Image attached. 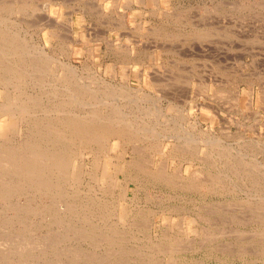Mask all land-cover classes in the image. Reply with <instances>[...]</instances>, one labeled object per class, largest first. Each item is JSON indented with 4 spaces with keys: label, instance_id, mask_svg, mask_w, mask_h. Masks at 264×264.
Here are the masks:
<instances>
[{
    "label": "rangeland",
    "instance_id": "obj_1",
    "mask_svg": "<svg viewBox=\"0 0 264 264\" xmlns=\"http://www.w3.org/2000/svg\"><path fill=\"white\" fill-rule=\"evenodd\" d=\"M0 33V57L7 58H0V103L10 100L1 94L6 89L10 98L37 95L33 114L40 119L55 117L62 104V115L85 113L90 106L100 119L122 113L133 125L104 137L101 148L70 131V139L63 137L71 141L67 146L44 135V150L70 151L65 183L54 170L41 174L55 182L48 188L55 196L0 168V191L8 192H0V264H264V0H0ZM68 61L73 69H66ZM20 121L0 131L7 149L30 136L32 129Z\"/></svg>",
    "mask_w": 264,
    "mask_h": 264
},
{
    "label": "bare ground",
    "instance_id": "obj_2",
    "mask_svg": "<svg viewBox=\"0 0 264 264\" xmlns=\"http://www.w3.org/2000/svg\"><path fill=\"white\" fill-rule=\"evenodd\" d=\"M46 3V2H45ZM3 6V5H2ZM5 6V5H4ZM4 6H3V8H4ZM20 6V5H19ZM10 8V7H9ZM5 12V11H4ZM6 14V13H5ZM5 19V18H4ZM2 29H4V28H2ZM6 30V29H5ZM2 31V30H1ZM8 31V30H7ZM7 31H4L3 30V32H7ZM20 31V30H19ZM10 32V31H9ZM2 33V32H1ZM0 33V34H1ZM15 33V32H14ZM17 33V32H16ZM15 33V34H16ZM4 34V33H3ZM6 34V33H5ZM12 34L13 33H11V36H12ZM18 34V33H17ZM19 35V34H18ZM202 35V34H201ZM16 36V35H15ZM14 36V37H15ZM1 37V36H0ZM3 37V36H2ZM7 37V36H6ZM9 37V36H8ZM13 37V36H12ZM21 37V36H20ZM23 37V36H22ZM22 37H21V39H22ZM4 38H5V36H4ZM11 38V37H10ZM1 39V38H0ZM12 40H13V42L15 41V38H11ZM19 39V38H18ZM24 39L26 40V38H24L23 37V41H24ZM3 40V39H2ZM1 40V41H2ZM12 40H11V42H12ZM20 40V39H19ZM5 41V40H4ZM7 41H10V40H7ZM16 41H18V40H16ZM3 42V41H2ZM22 42V41H21ZM21 42H19V43H21ZM5 43V42H4ZM3 43V44H4ZM7 43V42H6ZM6 43H5V45H6ZM9 43V42H8ZM18 43V42H17ZM25 43H26V41H25ZM14 45H18V44H15V43H13ZM23 44H24V42H23ZM26 44H28V43H26ZM26 44H24V45H26ZM30 44V43H29ZM4 45V46H5ZM11 45V44H10ZM1 46H3L2 45V43H1ZM12 46V45H11ZM19 46H20V44H19ZM5 47H8L7 45L5 46ZM21 47V46H20ZM31 47V46H30ZM9 48H11V47H9ZM29 48V47H28ZM2 49V48H1ZM0 49V50H1ZM7 49V48H6ZM12 49H13V47H12ZM15 50H16V48H14ZM18 49V48H17ZM22 49H23V47H22ZM32 49V48H31ZM4 50V49H3ZM3 50H2V52H3ZM9 50V49H8ZM7 50V51H8ZM19 51H21L20 49H18ZM17 50V51H18ZM25 50V49H24ZM28 50V49H27ZM41 50V52L43 53V54H45L46 55V53L47 52H43V50L42 49H40ZM16 51V52H17ZM26 51V50H25ZM29 51V50H28ZM39 51V50H38ZM45 51V50H44ZM12 52V51H11ZM15 51H13V56H14V54H16V53H14ZM24 52V51H23ZM34 52V51H33ZM40 52V53H41ZM110 52H112V51H110ZM120 52V51H119ZM6 53V52H5ZM17 53H21L20 55H23L22 54V52H17ZM26 53V52H25ZM28 53V52H27ZM32 53V52H31ZM30 54V53H29ZM35 54V53H34ZM17 55H19V54H17ZM25 55V54H24ZM0 56H2V54L0 55ZM4 56H6V55H4L3 54V57ZM8 56L10 57L11 55L10 54H8ZM7 56V57H8ZM40 56V55H39ZM41 56H43V55H41ZM1 58L2 59V62H3V59L6 61L7 60V58L5 59V58ZM30 57V56H29ZM45 57V56H44ZM46 57H48V56H46ZM50 57V56H49ZM15 58V57H14ZM17 58H18V56H17ZM21 58H22V56H21ZM26 58V57H25ZM56 58V57H55ZM35 59V58H34ZM41 59V58H40ZM46 59V58H45ZM50 59V58H49ZM51 59H53L52 58V56H51ZM11 60V59H10ZM13 60V59H12ZM11 60V61H12ZM15 60H19V59H15ZM26 60V59H25ZM32 61H33V58L31 59ZM55 60V59H54ZM8 61H9V59H8ZM22 61V60H21ZM37 61V63H38V60H36ZM35 61V62H36ZM47 61H48V59H47ZM58 61H59V59H58ZM10 62V61H9ZM61 62V61H60ZM63 62H64V60H63ZM69 62V61H68ZM8 63V62H7ZM11 63V62H10ZM10 63H8V64H10ZM45 63V62H44ZM55 63V62H54ZM56 63H58L57 61H56ZM56 63H55V66H57L56 65ZM62 63V62H61ZM70 63V62H69ZM14 64V63H13ZM22 64V63H21ZM26 64V63H25ZM25 64L24 65H22L23 67L25 66ZM39 65H40V63H38ZM37 64V65H38ZM63 64V63H62ZM65 64V63H64ZM68 64V63H67ZM11 65V64H10ZM29 65H30V63H29ZM32 65V64H31ZM34 65H36L35 63H34ZM41 65H42V62H41ZM40 65V66H41ZM44 65V64H43ZM46 65H48V64H46ZM66 65V64H65ZM73 65V64H72ZM75 65V64H74ZM73 65V66H74ZM1 66V65H0ZM4 66H6L5 64H4ZM11 66H14V65H11ZM50 66V65H49ZM55 66H54V69H55ZM68 67L66 68V69H70V68H72L73 69V67L71 66V63L69 64V65H67ZM76 66V65H75ZM19 67V66H18ZM22 67V68H23ZM45 67V66H44ZM47 67V66H46ZM58 67H59V65H58ZM64 67V66H63ZM66 67V66H65ZM65 67H64V69H65ZM15 68V67H14ZM17 68V67H16ZM27 69H28V67H26ZM26 68H24V69H26ZM31 68V67H30ZM35 68V67H34ZM41 68V67H40ZM51 68V67H50ZM76 68V67H75ZM6 69H9V67H7ZM11 69H13V67L11 68ZM18 69V71H19V68H17ZM36 69V68H35ZM39 69V68H38ZM42 69V68H41ZM57 69V68H56ZM63 69V68H62ZM61 69V70H62ZM46 70V69H45ZM75 71H76V69H74ZM8 71V70H7ZM35 71V70H34ZM33 71V72H34ZM39 71H41L40 69L38 70V71H35V72H39ZM49 71V70H48ZM51 71H52V68H51ZM50 71V72H51ZM54 71V70H53ZM58 71V70H57ZM60 71V70H59ZM63 71V70H62ZM61 71V72H62ZM66 71V70H65ZM65 71H63L62 73H63V75L66 73ZM71 71V70H70ZM13 72H14V69H13ZM31 72V71H30ZM80 72H82L81 70H80ZM23 73H24V71H23ZM40 73H42V72H40ZM44 73H46L45 71H44ZM52 73V72H51ZM54 73V72H53ZM56 73H58V72H56ZM60 73V72H59ZM68 73H69V71H68ZM78 73V72H77ZM76 73V74H77ZM16 76L15 77H21L20 75H21V73H14ZM28 74V72H27V70H26V75ZM36 74V73H35ZM39 74V73H38ZM71 74V73H70ZM32 75H33V73H32ZM31 75V76H32ZM51 75V74H50ZM60 75H62L61 73H60ZM66 75V74H65ZM73 75V74H72ZM34 76V75H33ZM32 76V77H33ZM39 76H41V75H39ZM42 76H44L45 77V74L44 75H42ZM75 76H78V75H75ZM74 76V77H75ZM5 77H7L6 75H5ZM9 77V76H8ZM23 77V76H22ZM26 77H28V75L26 76ZM25 77V78H26ZM38 77V76H37ZM44 77H43V79H44ZM58 77H62V76H59L58 75ZM68 77H70V78H72L71 77V75H68ZM73 77V78H74ZM2 78V77H1ZM14 78V77H13ZM25 78H22V79H25ZM31 78V77H30ZM40 78V77H39ZM46 78V77H45ZM53 78H55V77H53ZM76 78H78V77H76ZM81 78V77H80ZM15 79V78H14ZM36 79V78H35ZM65 79V78H64ZM63 79V80H64ZM38 80V79H37ZM37 80H36V84H37ZM42 80V79H41ZM47 80V79H46ZM58 80H59V78H58ZM73 80H75V79H73ZM97 80V79H96ZM1 81V80H0ZM11 81V80H10ZM15 81V80H14ZM25 81V80H24ZM28 81L30 82V79H28ZM32 81V80H31ZM34 81V80H33ZM40 81V80H39ZM52 81H53V79H52ZM68 81H70V79H68ZM2 82H3V80H2ZM9 82V81H8ZM13 82V81H12ZM16 82V81H15ZM15 82L13 83V85L15 84ZM26 82V81H25ZM47 82V81H46ZM50 82V81H49ZM48 82V83H49ZM54 83H55V81H53ZM59 82H60V80H59ZM64 82H66V81H64ZM76 82V81H75ZM4 83H6L7 84V81L5 82L4 81ZM21 83V82H20ZM54 83H53V85H54ZM58 82H56V84H57ZM71 83V82H70ZM76 83H78V82H76ZM11 84V83H10ZM34 84V83H33ZM35 84V85H36ZM43 84V83H42ZM52 84V83H51ZM62 84V83H61ZM81 84V83H80ZM94 84V83H93ZM104 84V83H103ZM3 85H5V84H3ZM40 85V84H39ZM72 85V84H71ZM9 86V85H8ZM18 86V85H17ZM74 86V85H73ZM72 86V87H73ZM2 87V86H1ZM7 87V86H6ZM6 87H4V88H6ZM19 87V86H18ZM35 87V86H34ZM44 87V86H43ZM42 87V88H43ZM46 87V86H45ZM48 87V86H47ZM57 87H59V85L57 86ZM61 87V86H60ZM15 88H17V87H13V89H15ZM27 88V87H26ZM64 88H65V86H64ZM66 88H67V86H66ZM69 88V87H68ZM67 88V89H68ZM71 88V87H70ZM83 88V87H82ZM20 89V88H19ZM51 89H52V87H51ZM55 89V88H54ZM57 90H58V88H56ZM55 89V90H56ZM63 88H61V90H62ZM72 89H74V88H72ZM80 89H81V87L78 89V92L80 91ZM90 89H92V88H90ZM108 89V88H107ZM1 90H3V88L1 89ZM5 90V92H1V94H3L4 96V98H5V100L7 101L8 99H10V100H8L7 102H1L0 103V131H2V133H6L7 131H8V129H10V128H14V123L17 121V120H19V119H21V121H20V124H19V126L21 125H28V128L29 129H32L31 130V132L29 133L30 134V136L27 138L26 136H25V140H24V142H23V140H22V144L21 143H19L18 144V147H17V145L15 146V147H13L12 146V148H6L7 146H5L4 145V143H0V168H2L3 170L4 169H6V170H9V169H11L12 171V173L10 172V174H17V172H18V174H23L24 176H25V178L27 177L28 179H29V181H31V182H33V183H35V184H37V185H39V187L38 188H36V190H38L39 188H40V186H41V188H46L47 189V194H48V192L50 191V190H48V188L52 185L53 186V184L55 185V182H50V179L48 178H46V177H48V176H46V177H44V176H42L43 174L42 173H44L45 171H47V170H49V169H51L53 172H57L58 173V175L61 177V179L63 178L62 177V175H65V173H69L68 172V170H69V165H70V163L69 162H71L70 160H69V158H70V156H68L69 155V152H68V149H67V147L66 148H60V151H55V152H53V151H47L46 149L44 150V147L42 146V137H44V135H45V137H46V134L47 135H53L52 137H53V139L55 138L56 139V141H57V139H59V141H60V138L61 139H63V140H61V143H67V144H69V143H71V141H69V143L67 142V141H65L64 140V135H66V136H68L67 137V139L69 138L70 139V135L71 136H73L74 138H77L76 136H80L79 137V139L80 140H82V138H85V139H83V141L84 140H86V137L87 138H89V139H87V140H92L93 142L94 141H96L99 145H98V147L100 146V148H101V145H103L102 144V142H104L103 141V139H104V137H106V136H108V135H114V134H121V133H123L122 131H125V130H127V127L129 126V123H130V120H126L125 119V117H124V115L122 116L121 114H115V115H113V114H109V115H107V116H104V119L102 118V119H100L102 116H100V115H102L101 113H99V111H98V109H97V111L96 110H92V109H90V106H89V110L86 112L85 111V113H82V111L80 112V113H75V115L74 116H69V113H71V112H68V111H70V110H68L67 112L65 111V113L66 114H64V115H62V114H59L58 112H62L63 110H67L66 109V107H64V106H66V105H62L61 104V107H60V109H58L59 108V106H57L56 105V107H57V109H58V112H57V115L55 116V117H47V116H45L44 117V119H40V117H38V115L37 114H33L34 112H36L35 111V108H36V103H38V98H37V95H36V97L34 96V94H33V96L34 97H32L31 95L29 96V95H27L28 96V98L27 99H29L28 101L27 100H25V99H23V98H21L20 97V95H15V96H13L12 98H10L9 97V94L10 93H8V90H6V89H4ZM12 90V89H11ZM18 90V89H17ZM22 90V89H21ZM26 90V89H25ZM39 90H40V88H39ZM53 90V89H52ZM52 90H47L46 92H50V91H52ZM69 90V89H68ZM116 90V89H115ZM115 90H113V91H115ZM70 91H72V90H69V92ZM100 91V90H99ZM111 91V90H110ZM23 92V91H22ZM55 92V91H54ZM58 92V91H57ZM57 92H55V94H57ZM61 92V91H60ZM65 92V91H64ZM64 92H63V94H64ZM73 93H72V95L70 96L69 95V93L68 94H66L67 96L69 95L70 97H71V99L73 100V101H78L79 103H80V101H81V99L79 100V95H78V93L76 92V93H74V90L72 91ZM81 92V91H80ZM94 92V91H93ZM104 92H105V90H104ZM112 92V91H111ZM24 93V92H23ZM36 93V92H35ZM40 93V92H39ZM66 93V92H65ZM85 93V92H84ZM87 93V92H86ZM97 93V92H96ZM29 94V93H28ZM41 94V93H40ZM45 94V93H44ZM62 94V93H61ZM83 94V92L82 93H80V98H81V95ZM109 94V93H108ZM117 94V93H116ZM65 95V96H66ZM90 95H92V93L90 94ZM111 95H113V93L111 94ZM47 96H48V93H47ZM58 96V95H57ZM62 96V95H61ZM68 96V97H69ZM84 95H82V97H83ZM100 96H101V94H100ZM114 96V95H113ZM136 96V95H135ZM41 97H42V95H41ZM45 97V96H44ZM93 97V96H92ZM95 97V96H94ZM107 97V96H106ZM112 97V96H111ZM125 97V96H124ZM170 97V96H169ZM172 97V96H171ZM2 98V97H1ZM47 98V97H46ZM55 98H57V97H55ZM96 98V97H95ZM102 98V97H101ZM52 99V98H51ZM63 99V98H62ZM71 99H69L70 101H72ZM86 99H90L89 97L88 98H86ZM91 99H94V98H91ZM99 99V98H98ZM102 99H104V98H102ZM106 99V98H105ZM105 99H104V101H105ZM2 100V99H1ZM64 100V99H63ZM95 100V99H94ZM134 100V99H133ZM132 100V101H133ZM168 100V99H167ZM4 101V100H3ZM24 101H26L25 103H26V105L24 106ZM51 101V100H50ZM49 101V102H50ZM60 101V100H59ZM59 101L57 102V103H59ZM65 101V100H64ZM67 101V100H66ZM82 101H83V99H82ZM87 100H85V105H86V102ZM90 101V100H89ZM96 101V100H95ZM112 101V100H111ZM22 102V103H21ZM29 102H33V104H29ZM43 102V101H42ZM41 101H40V103H42ZM48 102V101H47ZM55 102V101H54ZM75 102V103H76ZM107 104H108V102H110V101H108L107 102V100L105 101ZM70 103V102H69ZM74 103V104H75ZM91 105H93L92 104V101L91 102H89ZM104 103V102H103ZM103 103H101L100 105L99 104H97V106L99 105V106H101ZM156 103V102H155ZM23 104V105H22ZM45 104H47V103H45ZM51 104H52V102H51ZM54 104V103H53ZM60 104V103H59ZM66 104H68V101L66 102ZM72 103H70V106H72L71 105ZM82 104V103H81ZM84 104V103H83ZM107 104H104V105H107ZM110 104H112V103H110ZM134 104H136V103H134ZM49 105V104H48ZM95 105V104H94ZM126 105V104H125ZM156 105V104H155ZM39 106V105H38ZM46 106V105H45ZM87 106V105H86ZM41 107V106H40ZM51 107V106H50ZM73 107V106H72ZM95 107V106H94ZM105 107V106H104ZM109 107H111V106H109ZM116 107V106H115ZM122 107H124L123 105H122ZM82 108V107H81ZM101 108V107H100ZM106 108V107H105ZM138 108V107H137ZM147 108V107H146ZM38 109V108H37ZM53 109V108H52ZM51 109V111H53ZM70 109V108H69ZM72 109V108H71ZM109 109V108H108ZM113 109V108H112ZM145 109V108H144ZM43 110H45V109H43ZM55 110V109H54ZM73 110H74V108H73ZM78 110V109H77ZM103 111H104V109H102ZM34 111V112H33ZM51 111H49V113L51 112ZM79 111V110H78ZM131 111V110H130ZM140 111V110H139ZM148 111V110H147ZM46 113H48L47 111H45ZM104 112H106V111H104ZM111 112V111H110ZM114 112V111H113ZM113 112H111V113H113ZM41 113V112H40ZM44 113V112H43ZM103 113V112H102ZM123 113H124V111H123ZM53 114V113H52ZM126 114H129V113H126ZM137 114V113H136ZM146 114V113H145ZM144 114V115H145ZM150 114V113H149ZM44 115V114H43ZM48 115V114H47ZM77 115V116H76ZM88 115H90L91 117H92V119L91 118H88ZM106 115V114H105ZM94 116V117H93ZM130 117V116H129ZM93 118H95V119H93ZM25 121H27V123H25ZM137 123V122H136ZM154 124H155V122H153ZM161 123V122H160ZM4 124H5V126H4ZM132 124H134V123H132ZM120 126V127H118V128H116L115 126ZM121 125H123V127H121ZM127 125V126H126ZM130 125H131V123H130ZM137 125H139V122L137 123ZM143 125V124H142ZM153 125V124H152ZM167 125V124H166ZM133 125H131V127H132ZM135 127H136V125H135ZM134 127V128H135ZM147 127V126H146ZM21 128L22 127H20V131H21ZM129 128V127H128ZM134 128H133V130H134ZM142 128H144L145 129V127H142ZM142 128H140L141 130H144V129H142ZM53 129H56V130H53ZM148 129V128H147ZM146 129V130H147ZM156 129V128H155ZM11 130V129H10ZM24 130H26V129H24ZM28 130V129H27ZM53 130V131H52ZM131 130V129H130ZM133 130H131V131H133ZM150 130H152V129H149V130H147V132H148V135H150L149 134V131ZM173 131H174V129H172ZM52 131V132H51ZM69 131H70V133H69ZM128 131V130H127ZM27 132V131H26ZM48 132H50V133H48ZM126 132V131H125ZM136 132V131H135ZM144 131H142V133H143ZM146 132V133H147ZM157 132V134H156V136H154V137H157V135H158V131H156ZM133 133V132H132ZM141 133V134H142ZM153 133H155V131H153ZM1 134V133H0ZM27 134V133H26ZM70 134V135H69ZM131 134V133H130ZM136 134H139V132L137 133L136 132ZM140 134V135H141ZM144 134V133H143ZM25 135V134H24ZM89 135V136H88ZM111 135V136H112ZM123 136H124V134H122ZM127 134H125V136H126ZM153 135H155V134H152L151 136L153 137ZM110 136V137H111ZM128 136V135H127ZM139 136V135H138ZM146 136V135H145ZM163 136V135H162ZM169 136V135H168ZM168 136H166V138L168 137ZM179 136V135H178ZM50 137V136H49ZM64 137V138H63ZM73 137H71L72 139H73ZM132 137V136H131ZM135 137V136H134ZM134 137L132 138V139H134ZM148 137L149 136H147V139H148ZM152 137H151V140H153L152 139ZM159 137V136H158ZM51 138V137H50ZM50 138H46V139H50ZM123 138V137H122ZM136 138V137H135ZM164 138V137H163ZM180 138V137H179ZM178 138V139H179ZM185 138V137H184ZM44 139V138H43ZM54 139V140H55ZM71 139V140H72ZM106 139V138H105ZM131 139V140H132ZM79 140V141H80ZM130 140V139H129ZM47 141H50V140H47ZM59 141H57L56 143H57V145H58V142ZM62 141H64V142H62ZM75 141V140H74ZM74 141H72L73 143H74ZM125 141V140H124ZM212 141V140H211ZM0 142H2V141H0ZM45 142V141H44ZM51 142V141H50ZM77 142V141H76ZM87 141H85V143H86ZM90 142V141H89ZM126 142H128V141H126ZM132 142V141H131ZM130 142V143H131ZM210 142V141H209ZM46 143V142H45ZM53 143H54V141H53ZM65 143V144H66ZM84 143V142H83ZM185 143V142H184ZM218 143V142H217ZM64 144V146H67V145H65ZM89 144V143H88ZM87 144V145H88ZM92 144V143H91ZM186 144V143H185ZM214 144V143H213ZM52 145V144H51ZM71 145V144H70ZM77 145V144H76ZM157 145V144H156ZM46 146V145H45ZM48 146V145H47ZM60 146H62V144L60 145ZM84 146V145H83ZM85 146H86V144H85ZM90 146V145H89ZM93 146H94V143H93ZM140 146V145H139ZM176 146V145H175ZM181 146V145H180ZM213 146V145H212ZM9 147V146H8ZM68 147H69V145H68ZM71 147V146H70ZM69 147V148H70ZM92 147V146H91ZM186 147H189V145H187ZM221 146H219L218 148H220ZM27 148V149H26ZM59 148V147H58ZM95 148V147H94ZM100 148H99V151H100ZM138 148V147H137ZM141 148V147H140ZM176 148V147H175ZM28 150V151H26V150ZM47 149H48V147H47ZM50 149V148H49ZM54 149H55V147H54ZM89 149V148H88ZM139 149V148H138ZM179 149V148H178ZM185 149V148H184ZM211 149V148H210ZM38 150H42L43 152H38ZM52 150V149H51ZM56 150V149H55ZM58 150V149H57ZM84 150H85V147H84ZM102 150V149H101ZM137 150V149H136ZM183 150V149H182ZM201 151H202V149H200ZM212 150H213V148H212ZM87 151V150H86ZM95 151V150H94ZM93 151V152H94ZM103 151H105V150H103ZM121 151V150H120ZM138 151H140V150H138ZM138 151H135V152H138ZM216 151H218V150H216ZM227 151V150H226ZM25 152V153H24ZM79 152H80V150H79ZM97 152V151H96ZM141 152V151H140ZM146 152V151H145ZM213 152V151H212ZM219 152V151H218ZM222 152V151H221ZM104 154L105 155V153H107V152H102L101 151V154ZM216 153V152H215ZM80 154V153H79ZM96 154H98V153H95V155ZM141 154V153H140ZM139 154V155H140ZM191 154V153H190ZM193 154V153H192ZM208 154V153H207ZM221 154V153H220ZM194 155H196V154H194ZM215 155V154H214ZM216 155H218V154H216ZM82 156V155H81ZM134 156V155H133ZM231 156V155H230ZM242 156V155H241ZM202 157V156H201ZM211 157V156H210ZM111 158V157H110ZM136 158V157H135ZM141 158V157H140ZM241 158V157H240ZM243 158V157H242ZM94 159V158H93ZM98 159V158H97ZM102 159V158H101ZM218 159H219V157H218ZM238 159V158H237ZM110 160V159H109ZM117 160V162H118V159H116ZM120 160V159H119ZM135 160V159H134ZM94 161V160H93ZM124 161H125V159H124ZM137 161V160H136ZM146 161V160H145ZM191 161V160H190ZM215 162V161H214ZM236 162H238V160L236 161ZM255 162V161H254ZM130 163H132V162H130ZM162 163H164V162H162ZM162 163H161V165H162ZM216 163V162H215ZM249 163V162H248ZM77 164V163H76ZM94 164V163H93ZM95 164H99V163H95ZM126 164V163H125ZM224 164V163H223ZM255 164V163H254ZM127 165V164H126ZM132 165V164H131ZM137 165V164H136ZM136 165H135V167H136ZM237 165V164H236ZM241 165V164H240ZM244 165V164H243ZM258 165V164H257ZM133 166V165H132ZM132 166H130V168L132 167ZM140 166V165H139ZM225 166V165H224ZM161 168V171L162 172H165V171H163L162 170V166H160ZM246 167H249V166H246ZM250 167H252V166H250ZM115 168H116V166H115ZM118 168V167H117ZM123 168V167H122ZM134 168V167H133ZM132 168V169H133ZM139 168V167H138ZM159 168V167H158ZM165 168V167H164ZM136 169H137V167H136ZM140 169H142V167L140 168ZM147 169V168H146ZM152 169V168H151ZM149 170V169H148ZM153 170H154V168H153ZM235 170V169H234ZM0 171H1V169H0ZM5 171V170H4ZM140 171V170H139ZM2 172V171H1ZM123 172V171H122ZM144 172V171H143ZM155 172H156V170H155ZM5 173H6V171H5ZM4 173V174H5ZM8 173V172H7ZM48 173V172H47ZM50 173V172H49ZM52 173V172H51ZM51 173H50V175H51ZM149 173V172H148ZM153 173V172H152ZM158 173L160 174L161 172H159L158 171ZM218 173H220V172H218ZM227 173V172H226ZM15 174V175H16ZM42 174V175H41ZM46 174V173H45ZM53 174L54 173H52V176H53ZM70 174V173H69ZM156 175H157V173H155ZM158 174V175H159ZM164 174V173H163ZM162 173L160 174V175H162V176H164L165 177V175H163ZM195 174V173H194ZM262 174V173H261ZM3 174L1 173V176H2ZM22 175V176H23ZM48 175V174H47ZM57 175V176H58ZM154 175V174H153ZM152 175V176H153ZM167 175V174H166ZM227 175V174H226ZM238 175V174H237ZM0 176V177H1ZM6 176H7V174H6ZM8 176H9V174H8ZM8 176H7V178H8ZM17 176H19V175H17ZM16 176V177H17ZM55 176H56V174H55ZM67 176V175H66ZM150 176V175H149ZM151 176V177H152ZM168 176H170V174H168ZM10 177V176H9ZM14 177V176H13ZM33 177H35V178H33ZM60 177H59V179H60ZM171 177H173V176H171ZM191 177V176H190ZM263 177V176H262ZM1 178H3L4 179V177H1ZM20 178H21V176H20ZM23 178V177H22ZM24 178V179H25ZM26 178V179H27ZM50 178H51V176H50ZM56 178V177H55ZM55 178H53L54 180H56ZM66 178H68L67 180H69V177H66ZM97 178V177H96ZM158 178H159V176H158ZM167 178V177H166ZM193 178V177H192ZM201 178V177H200ZM199 178V179H200ZM205 178V177H204ZM17 179V178H16ZM60 179V180H61ZM169 179V178H168ZM18 180V179H17ZM159 180V179H158ZM196 180V179H195ZM217 180V179H216ZM264 180V179H263ZM5 181V180H4ZM9 181H11V180H9ZM23 181V180H22ZM25 181V180H24ZM65 180H64V178H63V182H64ZM166 181H167V179H166ZM171 181H173V180H171ZM191 181H193L192 179H191ZM190 181V182H191ZM211 181V180H210ZM0 182H1V179H0ZM19 183H21V181H18ZM27 182V181H26ZM58 182V181H57ZM62 182V183H63ZM67 182V181H66ZM163 182V181H162ZM165 182V181H164ZM163 182V183H164ZM214 182V181H213ZM4 184H7V181H6V183L5 182H3ZM23 183V182H22ZM29 183V182H28ZM65 183V182H64ZM175 183V182H174ZM187 183V182H186ZM4 184H2V186L4 185ZM8 184H9V182H8ZM16 184V183H15ZM24 184V183H23ZM51 184V185H50ZM61 184V183H60ZM167 184V183H166ZM171 184H173V183H171ZM191 184V183H190ZM211 184V183H210ZM98 185V184H97ZM168 185H170V183L168 184ZM177 185V184H176ZM1 186V187H2ZM6 186V185H5ZM5 186H4V188H5ZM26 186H27V184H26ZM32 186V185H31ZM51 186V187H52ZM56 186H58V184L56 185ZM205 186H207V185H205ZM210 186V185H209ZM208 186V187H209ZM8 187H9V185H8ZM8 187H7V191H9L10 192V189L11 188H9V190H8ZM10 187H11V184H10ZM16 187H17V185H16ZM28 187H29V185H28ZM34 187H36L34 184H33V188ZM173 187V186H172ZM228 187V186H227ZM29 188H31V187H29ZM54 188H56V187H54ZM53 188V189H54ZM59 189H60V187H58ZM57 188V189H58ZM88 188V187H87ZM211 188V187H210ZM1 189H3V187L1 188ZM14 189H15V187H14ZM58 189V190H59ZM73 189V188H72ZM213 189V188H212ZM52 190V189H51ZM56 190V189H55ZM54 190V191H55ZM61 190V193L62 194H64L62 191L64 190L63 189V186H62V188L60 189ZM111 190V189H110ZM13 191V190H12ZM11 191V192H12ZM39 191H41V192H43L42 190H40L39 189ZM46 191V190H45ZM45 191H44V193H45ZM245 191V190H244ZM255 191V190H254ZM0 192H4V191H0ZM6 192V191H5ZM4 192V193H5ZM52 194H54V192H52V191H50ZM56 192V191H55ZM59 191H57L56 193H57V196L59 195V193H58ZM65 192V191H64ZM109 192V191H108ZM6 193H8V192H6ZM12 193H14V192H12ZM34 193V192H33ZM44 193H42V194H44ZM61 193H60V197H61ZM245 193V192H244ZM3 194V193H2ZM10 194V193H9ZM41 194V195H42ZM1 195V194H0ZM35 195V194H34ZM46 195V194H45ZM49 195V194H48ZM48 195H46V197L48 196ZM51 195V194H50ZM4 196H6V195H4L3 194V198H4ZM8 196V195H7ZM43 196V195H42ZM54 196H55V194H54ZM73 196H75V195H73ZM1 197V198H2ZM16 197V196H15ZM50 197V196H49ZM63 197V196H62ZM2 198V199H3ZM7 198V197H6ZM9 198V197H8ZM55 199V201H56V198H54ZM4 201H5V199H3ZM9 200V199H8ZM63 201V200H62ZM61 202V201H60ZM53 203V202H52ZM57 204V203H56ZM62 204V203H61ZM65 204V203H64ZM10 205V204H9ZM52 205V204H51ZM67 204H65V206H66ZM2 206V205H1ZM22 207H23V205H21ZM25 206V205H24ZM57 206V205H56ZM65 206H64V211H65ZM101 207V206H100ZM7 208H8V206H7ZM46 208H48V207H46ZM50 208V207H49ZM63 208V207H62ZM105 208V207H104ZM61 209V208H60ZM66 209H68L69 210V212H71V213H74L73 211H70V209H72V208H67L66 207ZM107 209V208H106ZM63 210V209H62ZM73 210V209H72ZM85 210V209H84ZM131 210V209H130ZM216 209H214V211H215ZM15 211L17 212V210L15 209ZM18 211H19V209H18ZM23 211V210H22ZM109 211V210H108ZM7 212V211H6ZM15 212V213H16ZM27 212V211H26ZM30 212H33V211H30ZM35 212V211H34ZM50 212V211H49ZM69 212H68V214H69ZM78 212V211H77ZM25 213V212H24ZM27 213H29V212H27ZM37 213V212H36ZM70 213V214H71ZM101 213H102V211H101ZM20 214V213H19ZM23 214V213H22ZM26 214V213H25ZM34 214V213H33ZM64 214V213H63ZM67 214V215H68ZM106 214V213H105ZM53 215V214H52ZM56 215V214H55ZM62 215V214H61ZM88 215V214H87ZM10 216V215H9ZM17 216V215H16ZM23 216H24V214H23ZM26 216H28V215H26ZM34 216H35V214H34ZM68 216H70V215H68ZM21 217H22V215H21ZM18 218V217H17ZM142 218V217H141ZM9 219H10V217H9ZM25 219H26V217H25ZM86 219V218H85ZM22 220V219H21ZM20 220V221H21ZM24 220V219H23ZM26 220H28V218L26 219ZM30 220H32V218L30 219ZM61 220V219H60ZM60 220H58V221H60ZM133 220V219H132ZM131 220V221H132ZM2 221V220H1ZM4 221H6V220H4ZM7 221H9V220H7ZM52 221V220H51ZM57 221V220H56ZM114 221V220H113ZM16 222H18V221H16ZM53 222H54V220H53ZM10 223V222H9ZM32 223V222H31ZM89 223V222H88ZM224 223V222H223ZM236 223V222H235ZM13 224V223H12ZM22 224H24L23 222H22ZM29 224V223H28ZM7 225V224H6ZM5 226V225H4ZM20 226V225H19ZM24 226H25V224H24ZM28 226V225H27ZM27 226H26V228H27ZM30 226L31 225H29V228H30ZM23 227V226H22ZM33 227V226H32ZM40 227V226H39ZM97 227V226H96ZM2 228V227H1ZM24 228V227H23ZM42 228V227H41ZM196 228V227H195ZM22 229V228H21ZM115 229V228H114ZM119 229V228H118ZM104 230V229H103ZM201 230V229H200ZM235 230V229H234ZM24 231V230H23ZM28 231H31V230H28L27 229V232ZM109 231V230H108ZM236 231V230H235ZM238 231V230H237ZM245 231V230H244ZM116 232H118V231H116ZM122 232V231H121ZM124 232V231H123ZM264 232V231H263ZM1 233V232H0ZM91 233V232H90ZM95 233V232H94ZM125 233V232H124ZM165 233V232H164ZM198 233V232H197ZM91 234H93V231H92V233ZM119 234V233H118ZM253 234H255V233H253ZM3 235V234H2ZM90 235V234H89ZM98 235V234H97ZM91 237H92V235H90ZM93 236H94V234H93ZM102 236H104V235H102ZM123 236V235H122ZM6 237V236H5ZM84 237V236H83ZM86 237V236H85ZM162 237H164V236H162ZM167 237V236H166ZM251 237H252V235H251ZM81 238V237H80ZM94 238H96V241L98 240L97 239V237H94ZM100 238H101V236H100ZM241 238V237H240ZM104 239H106V238H104ZM13 241V240H12ZM100 241V240H99ZM103 241V240H102ZM7 242V241H6ZM15 242H16V240H15ZM48 243V242H47ZM50 243V242H49ZM51 243H53V242H51ZM162 243V242H161ZM203 243V242H202ZM1 244V243H0ZM18 244V243H17ZM45 244V243H44ZM58 244V243H57ZM111 244H112V242H111ZM179 244V243H178ZM224 244V243H223ZM14 245V244H13ZM94 245V244H93ZM118 245V244H117ZM202 245V244H201ZM48 246V245H47ZM164 246V245H163ZM171 246V245H170ZM180 246V245H179ZM6 247V246H5ZM9 247V246H8ZM19 247V246H18ZM26 247V246H25ZM42 247H44V248H46L45 246H42ZM243 247H246V246H243ZM256 247V246H255ZM1 248V247H0ZM16 248V247H15ZM20 248V247H19ZM18 248V249H19ZM22 248H23V246H22ZM151 248H154V247H151ZM165 248V247H164ZM176 248V247H175ZM223 248V247H222ZM14 249V248H13ZM26 249V248H25ZM28 249V248H27ZM42 249V248H41ZM123 249V248H122ZM155 249V248H154ZM160 249V248H159ZM177 249V248H176ZM233 249V248H232ZM7 250V249H6ZM16 250V249H15ZM21 250H23V249H21ZM30 250V249H29ZM43 250V249H42ZM58 250V249H57ZM120 250V249H119ZM125 250H126V248H125ZM167 250H168V248H167ZM181 250V249H180ZM179 250V251H180ZM183 250V249H182ZM212 250V249H211ZM223 250V249H222ZM229 250H231V249H229ZM241 250H243V249H241ZM256 250V249H255ZM64 250H62V252H63ZM122 251V250H121ZM158 251V250H157ZM161 251V250H160ZM170 251V250H169ZM178 251V250H177ZM244 251V250H243ZM260 251H262V250H260ZM4 252V251H3ZM15 252V251H14ZM31 252V251H30ZM68 252V251H67ZM133 252V251H132ZM29 253V252H28ZM72 253V252H71ZM106 253H107V251H106ZM166 253V252H165ZM231 253V252H230ZM254 253V252H253ZM17 254V253H16ZM21 254V253H20ZM61 254V253H60ZM63 254H67V253H65V252H63ZM74 254V253H73ZM132 254V253H131ZM147 254V253H146ZM173 254V253H172ZM2 255V254H1ZM18 255H19V253H18ZM23 255V254H22ZM74 255H76V256H78V254H74ZM25 256H27V255H25ZM75 256V257H76ZM18 257V256H17ZM80 257V256H79ZM120 257V259L119 260H121V256H119ZM21 258H22V256H21ZM21 258H20V261H21ZM27 258V257H26ZM78 258V257H77ZM93 258V257H92ZM91 258V259H92ZM106 258V257H105ZM108 258V257H107ZM83 259V258H82ZM125 259V258H124ZM130 259V258H129ZM128 259V260H129ZM144 259V258H143ZM25 260V259H24ZM74 260H75V258H74ZM99 260H100V258H99ZM106 260V259H105ZM156 260V259H155ZM13 261V260H12ZM18 261V260H17ZM27 261V260H26ZM77 261H78V259H77ZM96 261V260H95ZM107 261H109V260H107ZM114 261H116V260H114ZM122 261H124V260H122ZM147 261V260H146ZM159 261H161V260H159ZM24 262V261H23ZM98 262V261H97ZM113 262V261H112ZM145 262V261H144ZM143 262V263H144ZM149 262V261H148ZM151 262H153V260H152V258H151ZM155 262V261H154ZM153 262V263H154ZM10 263V262H9ZM13 263V262H12ZM100 263H102V262H100ZM146 263V262H145ZM144 263V264H145ZM121 264H123L122 262H121ZM155 264V263H154Z\"/></svg>",
    "mask_w": 264,
    "mask_h": 264
}]
</instances>
